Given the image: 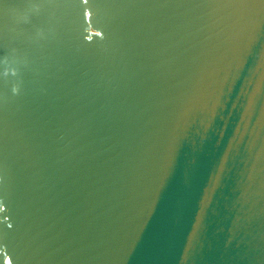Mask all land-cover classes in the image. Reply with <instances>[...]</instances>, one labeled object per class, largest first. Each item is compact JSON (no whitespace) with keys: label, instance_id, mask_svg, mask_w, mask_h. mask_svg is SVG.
<instances>
[{"label":"water","instance_id":"water-1","mask_svg":"<svg viewBox=\"0 0 264 264\" xmlns=\"http://www.w3.org/2000/svg\"><path fill=\"white\" fill-rule=\"evenodd\" d=\"M0 264H264V0H0Z\"/></svg>","mask_w":264,"mask_h":264}]
</instances>
